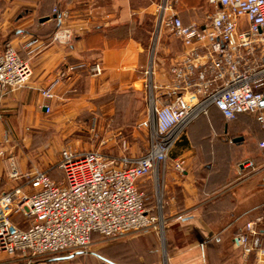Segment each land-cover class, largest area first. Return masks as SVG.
I'll return each instance as SVG.
<instances>
[{
	"label": "crops",
	"instance_id": "0c3cea01",
	"mask_svg": "<svg viewBox=\"0 0 264 264\" xmlns=\"http://www.w3.org/2000/svg\"><path fill=\"white\" fill-rule=\"evenodd\" d=\"M153 1L34 0L31 15L22 19L24 28L13 41L22 56H26L23 43L33 32L42 35L37 36L42 46L30 59L32 74L28 82L12 88L0 99V135L9 140L10 136L39 133L47 128L50 117L60 120L92 116L96 130L107 138L88 148L70 147L119 154V138L114 132L123 129L129 133L133 122L137 124L147 116L143 69L152 62L155 80H167L168 68L182 49L180 41L165 29L159 31L153 44ZM54 6L69 13L63 25L72 29L74 37L67 44L50 42V36L46 37L55 27ZM176 7L185 23L203 20L213 8L208 0H178ZM34 13H38L36 19ZM93 64L99 66V73L92 74ZM69 65L75 67L69 69ZM50 83L56 96L46 111L39 88ZM239 116L243 117L242 124L248 120L239 114L226 121L219 110L210 108L192 120L184 138L172 149L163 181L164 240L160 242L154 233L145 230L135 241L136 247L127 240H117L101 244L108 246L104 252L93 249L87 253L107 264H162L160 254L166 248L165 264H226L231 258H237L236 264H264L253 254L244 255L232 247L234 234L247 220L262 215L260 225L264 229V145H260L264 134L246 145L244 136L236 134L230 125ZM127 141L128 153L133 155L141 154L148 146L147 139L146 148L138 152L139 144L131 137ZM3 147L6 155H20L15 145ZM179 156L185 158L183 172L173 166ZM233 157L236 164L245 157L253 164H239L236 176ZM220 162L227 164L221 166ZM7 179V163L2 157L0 190L9 187ZM141 186L145 189V182ZM95 236L98 234L92 235V241ZM129 246L136 254L135 262L128 257L116 259V248L129 256Z\"/></svg>",
	"mask_w": 264,
	"mask_h": 264
},
{
	"label": "built area",
	"instance_id": "2783aa9c",
	"mask_svg": "<svg viewBox=\"0 0 264 264\" xmlns=\"http://www.w3.org/2000/svg\"><path fill=\"white\" fill-rule=\"evenodd\" d=\"M213 8L201 21H182L178 0H154L155 33L161 29L175 36L182 49L169 68V78L156 81L153 64L142 71L147 87V116L137 125L147 129L148 146L141 154L128 153L127 139L119 137L121 152L111 155L98 148L76 150L63 146L52 178L46 169L22 171L12 153L0 158L7 176L17 183L0 190V254L37 257L73 254L90 249L92 235L114 239L135 230H159L165 217L148 205L144 179L157 176L187 125L215 105L226 119L241 112L253 113L264 124V0H208ZM52 12L58 27L50 42L69 43L74 32L63 21L67 10ZM42 46L32 35L23 43L22 56L12 41L0 49V99L12 88L24 86L31 74V57ZM74 65H69L73 69ZM92 74L100 72L97 64ZM42 106L56 96L53 83L39 88ZM8 140V138H4ZM264 145V140L260 142ZM252 160L241 162L251 166ZM178 172L185 158L173 163ZM158 208L162 206L158 197ZM162 220V222H161ZM262 215L249 219L233 236L232 247L264 262Z\"/></svg>",
	"mask_w": 264,
	"mask_h": 264
},
{
	"label": "rangeland",
	"instance_id": "374dc122",
	"mask_svg": "<svg viewBox=\"0 0 264 264\" xmlns=\"http://www.w3.org/2000/svg\"><path fill=\"white\" fill-rule=\"evenodd\" d=\"M34 0H0V46H2L7 41H12L13 38L21 34L20 28H24L21 21L25 17H28L32 13V2ZM34 18L36 19L38 13H34ZM24 20V19H23ZM15 45V44H14ZM247 118L248 120L242 124L240 120L243 117H238L237 119L230 122L233 131L238 135L244 136L246 140V145L251 142H255L259 137L264 134V124H261L255 119L253 113ZM49 124L47 128L40 130L39 133H32L28 135L21 136H10L8 141L4 140V136L0 135V146L3 145H15V147L20 151V155L16 153V161L19 168L22 171L31 170L34 167L46 169L50 171V174L54 178H59L60 173L57 168V160L59 158L60 149L63 146H72L76 148H88L98 143L102 139H106L107 135L99 133L95 128V120L92 116L87 117H65L60 120L49 118ZM137 121L133 122L130 128L133 126L132 131L129 133L123 129H119L116 132V136H124L126 139L131 137L134 143H138V152L144 150L147 146L148 133L146 129H141L136 124ZM136 125V126H135ZM135 126V129H134ZM243 138V139H244ZM7 142V143H6ZM105 148V147H104ZM106 149V148H105ZM247 156V155H246ZM232 167L234 169V175L238 176L236 173V157L232 158ZM169 158L166 162V167L163 171L159 172L158 177L150 176L144 179L145 189L147 193V203L152 208L156 215L162 214L163 209V181L165 176V169ZM227 163H221V166H225ZM236 169V170H235ZM57 171V172H56ZM19 180H11L9 177L5 181L6 185L15 184ZM9 185V186H10ZM158 197L161 198L162 206L158 208ZM165 217V215H163ZM163 235L159 230L148 229L154 233V237L158 240L165 238V227L164 223ZM147 230V231H148ZM144 230L130 231L125 234L119 235L114 239H103L100 236H95L90 244V249H95L96 251L104 252L105 248L108 246H103L101 244H106L108 242H114L117 240H127L129 245L134 244L135 241L141 239V234ZM129 246L132 254L126 256L124 251L119 248L115 254L116 259L127 260L130 258L135 262L136 254ZM166 248L162 249L160 257L162 264H165L166 260ZM88 250V251H89ZM87 251V252H88ZM82 252L81 254L74 256V254H53L37 257H23L18 254H0V264H107L102 260L98 259L91 253ZM235 255V253H234ZM128 257V258H127ZM237 257V254H236ZM237 258H231L230 263L226 264H236Z\"/></svg>",
	"mask_w": 264,
	"mask_h": 264
},
{
	"label": "trees",
	"instance_id": "16d2710c",
	"mask_svg": "<svg viewBox=\"0 0 264 264\" xmlns=\"http://www.w3.org/2000/svg\"><path fill=\"white\" fill-rule=\"evenodd\" d=\"M52 14H53V12H52ZM53 19H54V21H55V27H54V28H53V29H52V30L46 35V37L50 36V35L52 34V32L58 27V20L56 19L55 16H53ZM33 35H36V36H42V35H40V34L37 33V32H33ZM18 51H19V50H18ZM210 108H214V109H216V110H219V109H218L215 105H213V104L209 106V109H210ZM209 109H208V112H209ZM219 111H220V110H219ZM220 112H221V111H220ZM239 114H242V115H244V116H247V118H248L249 115H250V114H248L247 112H241V113H239ZM239 114H238V115H239ZM201 115H203V114H200L199 116H201ZM222 115H223V114H222ZM238 115H237V116H238ZM254 116H255V115H254ZM223 117H224V116H223ZM224 118H225V117H224ZM255 119L259 122V120L256 118V116H255ZM225 120L228 121V120H230V119H226V118H225ZM191 122H192V121H191ZM191 122H190V123H191ZM190 123H189V124H190ZM189 124H188V125H189ZM188 125H187V127H188ZM187 127H186V129H187ZM185 133H186V130H185ZM185 133L182 135L181 139L184 138ZM181 139H180V140H181ZM180 140H179V141H180ZM232 140H233V141H237L236 138H234V139H232ZM179 141H178V142H179ZM247 159H249V158H248V157H245V158L241 159L240 161H238L237 164H236L237 168L239 167V164H241V162L246 161ZM238 250H239V249H238ZM237 253H238V252H237ZM62 254H66V253H62ZM237 255H239V253H238Z\"/></svg>",
	"mask_w": 264,
	"mask_h": 264
},
{
	"label": "water",
	"instance_id": "95a60500",
	"mask_svg": "<svg viewBox=\"0 0 264 264\" xmlns=\"http://www.w3.org/2000/svg\"><path fill=\"white\" fill-rule=\"evenodd\" d=\"M163 235V234H162ZM162 240H164V237L162 238ZM104 259H106V258H104ZM107 260V259H106Z\"/></svg>",
	"mask_w": 264,
	"mask_h": 264
},
{
	"label": "bare ground",
	"instance_id": "6f19581e",
	"mask_svg": "<svg viewBox=\"0 0 264 264\" xmlns=\"http://www.w3.org/2000/svg\"><path fill=\"white\" fill-rule=\"evenodd\" d=\"M161 222H162V220H161Z\"/></svg>",
	"mask_w": 264,
	"mask_h": 264
}]
</instances>
